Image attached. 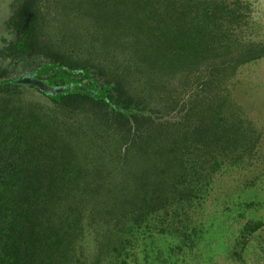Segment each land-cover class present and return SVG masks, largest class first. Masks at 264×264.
<instances>
[{
  "label": "rangeland",
  "instance_id": "obj_1",
  "mask_svg": "<svg viewBox=\"0 0 264 264\" xmlns=\"http://www.w3.org/2000/svg\"><path fill=\"white\" fill-rule=\"evenodd\" d=\"M27 1L0 0V84H18L0 86V93L16 92L71 151L76 188L66 206L80 217L86 262L264 264V0H239L249 7L244 22L210 51L185 56L138 26L140 11L128 0H31L43 40L91 67L127 71L124 92L144 102L145 114L163 128L156 141L150 128L143 131L148 162L126 153L103 108L73 102L67 111L38 87L17 82L43 65L11 49L16 34L8 23ZM178 166L200 190L185 210L177 208L187 231L197 233L187 245L161 232L159 219L139 222L152 190L142 194L133 183L143 167L171 183ZM173 217L168 211L164 224Z\"/></svg>",
  "mask_w": 264,
  "mask_h": 264
},
{
  "label": "trees",
  "instance_id": "obj_2",
  "mask_svg": "<svg viewBox=\"0 0 264 264\" xmlns=\"http://www.w3.org/2000/svg\"><path fill=\"white\" fill-rule=\"evenodd\" d=\"M128 1L140 11L138 26L150 28L161 48L172 45L181 56L191 51H210L218 38L229 37L233 26L244 22V11L249 9L239 5V0H235V7L225 0ZM38 14L36 3L28 0L17 9L8 26L16 34L13 52L43 63L36 75L47 91H40L56 105L66 104L67 111L72 110L73 102L103 108L105 121L110 117L116 120L126 153L150 161V143L145 141L143 131L150 128L156 141L163 138L158 133L163 128L145 114L144 102H136L124 92L128 87L127 71L91 67L62 52L55 42L43 40V22ZM5 85L18 87L12 81L0 84ZM8 93H0V264H88L81 251L84 229L80 217L66 206L76 188L72 153L51 133L33 106L19 102L16 92ZM128 157L132 161L131 155ZM146 169L133 174L140 178L133 179V183L142 194L152 190L137 214L138 219L145 214L139 222L159 219L161 232L175 236L184 245L193 244L197 233L193 231V236L187 231L177 208L184 206L185 210V204L200 193L199 187L188 182L189 174L181 166L171 183L165 182L161 174L157 177L154 169L146 174ZM170 210L173 221L165 220L164 224V215Z\"/></svg>",
  "mask_w": 264,
  "mask_h": 264
},
{
  "label": "water",
  "instance_id": "obj_3",
  "mask_svg": "<svg viewBox=\"0 0 264 264\" xmlns=\"http://www.w3.org/2000/svg\"><path fill=\"white\" fill-rule=\"evenodd\" d=\"M18 83H21V84H31V85H34L36 87H38L40 90L44 91L45 90V85L43 84L42 81H39V80H35L34 77H30L28 79H23L21 81H17ZM66 90H69V88H66ZM63 90H58L57 92L60 93L62 92Z\"/></svg>",
  "mask_w": 264,
  "mask_h": 264
},
{
  "label": "flooded vegetation",
  "instance_id": "obj_4",
  "mask_svg": "<svg viewBox=\"0 0 264 264\" xmlns=\"http://www.w3.org/2000/svg\"><path fill=\"white\" fill-rule=\"evenodd\" d=\"M32 77H34L35 80H38V79H37V75H36V73H35ZM39 81H40V80H39ZM16 84H17V83H16ZM20 84H21V83H20ZM44 91H47V89H46V85H45V90H44Z\"/></svg>",
  "mask_w": 264,
  "mask_h": 264
}]
</instances>
